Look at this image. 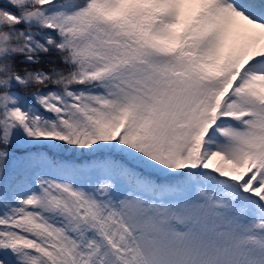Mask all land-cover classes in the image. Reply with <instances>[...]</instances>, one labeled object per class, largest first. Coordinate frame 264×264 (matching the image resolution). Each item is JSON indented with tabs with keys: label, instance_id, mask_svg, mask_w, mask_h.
Returning a JSON list of instances; mask_svg holds the SVG:
<instances>
[{
	"label": "snow or ice",
	"instance_id": "1",
	"mask_svg": "<svg viewBox=\"0 0 264 264\" xmlns=\"http://www.w3.org/2000/svg\"><path fill=\"white\" fill-rule=\"evenodd\" d=\"M0 264H264V0H0Z\"/></svg>",
	"mask_w": 264,
	"mask_h": 264
}]
</instances>
